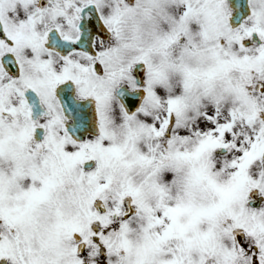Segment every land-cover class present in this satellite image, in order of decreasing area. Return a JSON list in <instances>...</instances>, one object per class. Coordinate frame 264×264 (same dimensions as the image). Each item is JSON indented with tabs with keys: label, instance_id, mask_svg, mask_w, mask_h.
<instances>
[{
	"label": "snow or ice",
	"instance_id": "obj_1",
	"mask_svg": "<svg viewBox=\"0 0 264 264\" xmlns=\"http://www.w3.org/2000/svg\"><path fill=\"white\" fill-rule=\"evenodd\" d=\"M0 264H264V0H0Z\"/></svg>",
	"mask_w": 264,
	"mask_h": 264
}]
</instances>
